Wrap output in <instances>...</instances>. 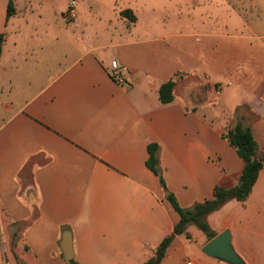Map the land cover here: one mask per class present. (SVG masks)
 <instances>
[{
    "label": "crops",
    "instance_id": "obj_1",
    "mask_svg": "<svg viewBox=\"0 0 264 264\" xmlns=\"http://www.w3.org/2000/svg\"><path fill=\"white\" fill-rule=\"evenodd\" d=\"M13 3L7 18V0L0 25V262L145 264L179 222L170 193L189 208L213 199L216 186L235 187L244 168L217 112L191 99L184 72L220 88L225 115L247 106L260 117L259 137V126H235L250 128L264 149V0L238 1L242 28L234 33L203 28L139 38L138 18L113 10L126 27L113 31L121 42L112 58L100 44L80 54L51 49L48 29L21 28L45 17L41 5ZM68 10L61 15L73 23ZM234 61L237 85L225 78ZM171 79L175 99L164 104L159 90ZM153 143L168 191L147 166ZM207 221L217 235L231 232L246 264H264V169L247 201H230ZM187 232L160 264H227L202 252L209 241L197 227Z\"/></svg>",
    "mask_w": 264,
    "mask_h": 264
},
{
    "label": "rangeland",
    "instance_id": "obj_2",
    "mask_svg": "<svg viewBox=\"0 0 264 264\" xmlns=\"http://www.w3.org/2000/svg\"><path fill=\"white\" fill-rule=\"evenodd\" d=\"M71 1L73 0H33L41 5V12L43 11L42 14L45 17L37 22L35 19L27 21L28 25L22 23L21 28L48 29L50 33L45 42L47 44L49 40L51 49L59 45L63 48L68 46V49L73 48L75 53L80 54L88 47L100 44L107 47L106 52L111 58L117 56L118 45L116 44L121 42L118 34L113 31H120L126 27L117 21L113 10L133 12L142 29V33L139 31V38L145 35L148 38L152 37V33L188 34L203 28L220 32L229 29V33H234L242 28L236 13L239 0H75L78 4L74 8L75 18L72 19H75V22L73 23L68 20L66 22L61 15L62 12H67ZM17 2L20 6L24 4V0H17ZM6 6L7 0H0V25ZM248 13L249 19H247L250 20L253 12L249 10ZM236 65L234 61L225 74L228 83L235 85L241 80V68ZM180 77L185 78L186 83L192 86L190 97L195 104L210 107L213 113L217 112L216 119L225 126V132L240 122L244 126H259L254 131L258 137L262 133L263 129L260 127L263 126L262 119L249 111L247 106H242L234 116L223 113L218 100L220 90L218 86L212 84L208 87V80L192 73L184 72ZM180 94L182 95V89ZM261 145L264 146V141ZM0 264H11V262H0Z\"/></svg>",
    "mask_w": 264,
    "mask_h": 264
},
{
    "label": "trees",
    "instance_id": "obj_3",
    "mask_svg": "<svg viewBox=\"0 0 264 264\" xmlns=\"http://www.w3.org/2000/svg\"><path fill=\"white\" fill-rule=\"evenodd\" d=\"M15 12L13 0H8L7 18H10ZM121 15L131 22L136 21V17L131 10H124ZM5 41V36L0 34V61L2 47ZM174 79L169 80L160 87L159 96L164 104H169L174 101ZM229 145L235 149L237 155L244 162V168L241 174L239 183L232 188L216 186L214 189L213 199L196 202L189 208L182 207L173 193L167 196V200L173 209L179 215V222L175 226L173 232L167 236L156 250L155 257L151 258L145 264H160L166 255L168 248L174 242L176 237L188 234L190 226L197 227L208 241H211L217 236V233L212 229L207 221V218L212 213L220 210L228 202L236 200L245 202L251 195L260 173L264 169V149L259 147L256 137L250 128H244L242 125H237L228 129L223 135ZM160 146L156 143L148 146L149 158L147 160L148 168L159 177L160 183L165 191H168L167 184L163 177V172L159 166L158 152ZM71 264H78L74 261Z\"/></svg>",
    "mask_w": 264,
    "mask_h": 264
},
{
    "label": "water",
    "instance_id": "obj_4",
    "mask_svg": "<svg viewBox=\"0 0 264 264\" xmlns=\"http://www.w3.org/2000/svg\"><path fill=\"white\" fill-rule=\"evenodd\" d=\"M63 250L66 258L70 260L71 247L67 237L64 238ZM202 252L210 258L227 264H246L243 258L236 252L232 242V234L229 230L223 231L209 241L202 249Z\"/></svg>",
    "mask_w": 264,
    "mask_h": 264
},
{
    "label": "built area",
    "instance_id": "obj_5",
    "mask_svg": "<svg viewBox=\"0 0 264 264\" xmlns=\"http://www.w3.org/2000/svg\"><path fill=\"white\" fill-rule=\"evenodd\" d=\"M75 4H76V2L73 1V2H71L70 6H69L68 14H69V16L71 18L75 17V10H74ZM111 67H112V69L114 71V73L112 75L113 78L115 80L119 81V82H122L123 81V76L120 73V68H119V65L117 64V62H112L111 63ZM189 264H191V263H189Z\"/></svg>",
    "mask_w": 264,
    "mask_h": 264
}]
</instances>
